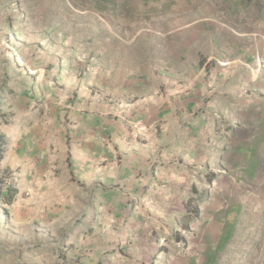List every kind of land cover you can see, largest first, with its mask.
<instances>
[{
	"label": "crops",
	"instance_id": "0c3cea01",
	"mask_svg": "<svg viewBox=\"0 0 264 264\" xmlns=\"http://www.w3.org/2000/svg\"><path fill=\"white\" fill-rule=\"evenodd\" d=\"M121 2L101 26L92 12L85 53L40 63V125L27 132L47 137L45 162L25 183L37 210L23 243L0 240V264H151L142 208L173 207L185 183L183 202L199 207L222 177L261 176L264 191V2ZM117 219L134 228L120 232Z\"/></svg>",
	"mask_w": 264,
	"mask_h": 264
},
{
	"label": "rangeland",
	"instance_id": "374dc122",
	"mask_svg": "<svg viewBox=\"0 0 264 264\" xmlns=\"http://www.w3.org/2000/svg\"><path fill=\"white\" fill-rule=\"evenodd\" d=\"M121 1L124 0H0V127L6 133L18 134V137H7L9 144L0 161V191L6 193L10 188L16 191L13 201L0 196L1 241L23 243L26 234L20 230L22 223L37 210L33 208L32 193L25 183L38 177L36 169L45 162L38 157L44 153L42 148L47 137H28L33 133L27 132L33 127L29 121L40 125L42 110L38 106L42 101L37 94L40 63L45 59L85 53L86 48L79 44L86 36L92 12H95L96 26H101L103 10L109 13L108 9L120 6L123 11L128 9ZM256 1V5L264 2ZM104 21L109 19L104 18ZM48 63L53 65L51 61ZM35 108L38 110L33 111ZM28 111L31 114H27ZM22 131L27 132L24 137L20 136ZM244 179L239 177L236 183L223 177L214 181L207 199L200 202L198 218L188 214L192 208L188 210L183 202L188 190L186 183L182 187L185 191L177 192L173 207L142 208L137 222L142 231L151 234L148 239L144 236L151 250L144 252L143 262L259 264L264 259V191L254 190L253 185L262 178ZM188 182L202 187L198 176L190 177ZM129 197V201L138 202L140 195L135 193ZM128 210L113 208L111 212L122 217ZM93 212L88 211L90 215ZM114 221L113 225L119 227L120 232L126 227L133 229L135 225ZM1 224L9 228L2 230ZM11 226L15 236L8 232ZM27 227L31 228L28 231L31 236L36 227ZM119 253L124 255L123 250ZM111 259L114 264L124 261L121 255Z\"/></svg>",
	"mask_w": 264,
	"mask_h": 264
},
{
	"label": "trees",
	"instance_id": "16d2710c",
	"mask_svg": "<svg viewBox=\"0 0 264 264\" xmlns=\"http://www.w3.org/2000/svg\"><path fill=\"white\" fill-rule=\"evenodd\" d=\"M8 144H9L8 138L4 134L0 133V161L4 157V153L7 150ZM15 192L16 191H14L13 189L10 188V189H8V191L6 193H2V191H0V196H5V197H7V199L9 201H13L14 200V196H15ZM189 209L190 208H188V210ZM192 210L190 209L188 214H193V215H195L194 218H198V217H196L200 213L198 205H194L192 207Z\"/></svg>",
	"mask_w": 264,
	"mask_h": 264
},
{
	"label": "built area",
	"instance_id": "2783aa9c",
	"mask_svg": "<svg viewBox=\"0 0 264 264\" xmlns=\"http://www.w3.org/2000/svg\"><path fill=\"white\" fill-rule=\"evenodd\" d=\"M258 61V68H261L264 65V60L260 57L257 58Z\"/></svg>",
	"mask_w": 264,
	"mask_h": 264
}]
</instances>
